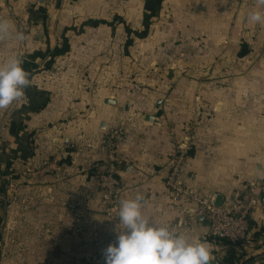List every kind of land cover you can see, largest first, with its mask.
Returning <instances> with one entry per match:
<instances>
[{
	"label": "crops",
	"instance_id": "obj_1",
	"mask_svg": "<svg viewBox=\"0 0 264 264\" xmlns=\"http://www.w3.org/2000/svg\"><path fill=\"white\" fill-rule=\"evenodd\" d=\"M0 0V17L28 39L0 44V61L22 58L31 84L0 110V172L8 202L0 264H106L117 218L98 174L119 129L122 198L144 195L156 224L207 241L213 264H264V210L250 218L244 253L219 244L192 200L165 180L175 142L196 122L180 179L218 204L262 184L264 26L249 24L255 0ZM161 102V103H160ZM59 156V171L35 172Z\"/></svg>",
	"mask_w": 264,
	"mask_h": 264
},
{
	"label": "clouds",
	"instance_id": "obj_2",
	"mask_svg": "<svg viewBox=\"0 0 264 264\" xmlns=\"http://www.w3.org/2000/svg\"><path fill=\"white\" fill-rule=\"evenodd\" d=\"M249 24L264 26V0H255ZM28 36L14 22L0 17V44H23ZM22 58L12 54L0 61V110L21 101L30 86ZM141 193L122 198L118 206L116 240L104 249L106 264H213L212 246L170 224H156L145 215Z\"/></svg>",
	"mask_w": 264,
	"mask_h": 264
},
{
	"label": "built area",
	"instance_id": "obj_3",
	"mask_svg": "<svg viewBox=\"0 0 264 264\" xmlns=\"http://www.w3.org/2000/svg\"><path fill=\"white\" fill-rule=\"evenodd\" d=\"M196 126V122L191 124L187 131L188 138L185 142H175V154L166 176V187L175 200L188 198L197 205L194 210L195 214L197 217H203L207 220L210 234L219 244L230 245L237 252L244 253L251 243L250 218L254 212L264 210V206H262L256 196L261 190L262 184L249 185L246 189H242L237 200L230 204H218L215 198H206L192 194L182 183L180 177L185 171L186 160L193 150V136ZM119 135H121L119 129L113 130L108 135L107 165L98 174V187L106 194L104 204L108 206V215L112 218H117L115 205L117 191L120 187L116 171L121 163L126 162V157L116 149ZM59 159V156L55 155L46 166L37 170L35 174L57 173L60 169ZM6 182L7 177L0 172V231L5 225L4 207L9 201L6 193Z\"/></svg>",
	"mask_w": 264,
	"mask_h": 264
},
{
	"label": "trees",
	"instance_id": "obj_4",
	"mask_svg": "<svg viewBox=\"0 0 264 264\" xmlns=\"http://www.w3.org/2000/svg\"><path fill=\"white\" fill-rule=\"evenodd\" d=\"M161 3V0H148L147 1V8L154 13V11H156V9L159 7ZM233 248V247H232ZM234 250V248H233ZM231 264V263H230Z\"/></svg>",
	"mask_w": 264,
	"mask_h": 264
},
{
	"label": "rangeland",
	"instance_id": "obj_5",
	"mask_svg": "<svg viewBox=\"0 0 264 264\" xmlns=\"http://www.w3.org/2000/svg\"><path fill=\"white\" fill-rule=\"evenodd\" d=\"M197 129H198V125L196 126V129H195V133H194V134H196V132H197Z\"/></svg>",
	"mask_w": 264,
	"mask_h": 264
}]
</instances>
